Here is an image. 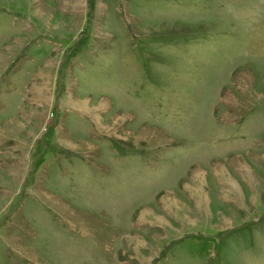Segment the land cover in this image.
<instances>
[{
  "label": "rangeland",
  "instance_id": "374dc122",
  "mask_svg": "<svg viewBox=\"0 0 264 264\" xmlns=\"http://www.w3.org/2000/svg\"><path fill=\"white\" fill-rule=\"evenodd\" d=\"M0 264H264V0H0Z\"/></svg>",
  "mask_w": 264,
  "mask_h": 264
}]
</instances>
